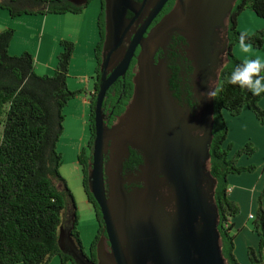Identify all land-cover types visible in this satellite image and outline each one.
<instances>
[{"label":"water","instance_id":"obj_1","mask_svg":"<svg viewBox=\"0 0 264 264\" xmlns=\"http://www.w3.org/2000/svg\"><path fill=\"white\" fill-rule=\"evenodd\" d=\"M103 2V72L95 96L88 186L113 253L107 255L98 243L95 264H227L219 245L215 179L207 164L213 95L195 118L182 112L171 95L166 56L172 36L178 34L188 45L192 78L199 79L194 92L205 89L210 78L217 80L227 49L226 19L235 0H176L149 30L167 0ZM158 50L162 56L156 58ZM134 56L132 97L116 123L106 127L105 93L124 76ZM129 149L142 156L131 176L142 186L126 192L122 167ZM58 240L60 249L67 247L80 264H94L65 233L60 232Z\"/></svg>","mask_w":264,"mask_h":264},{"label":"trees","instance_id":"obj_2","mask_svg":"<svg viewBox=\"0 0 264 264\" xmlns=\"http://www.w3.org/2000/svg\"><path fill=\"white\" fill-rule=\"evenodd\" d=\"M99 1L100 10L96 19L98 41L93 48L96 62L94 92L89 99L87 118L90 136L85 147L77 154L82 172V188L94 211L97 204L89 190L88 169L92 159L94 105L100 84L99 67L105 34L104 2ZM86 4L71 0H0V9L16 17L23 14L79 13ZM244 9L264 18V0H235L227 16V49L224 63L217 74L215 89L221 90L213 96L212 139L208 148V169L215 179L213 198L218 209L220 250L227 264H240L233 252L231 221L239 213V206L228 196L227 175L252 171L253 166H237L236 157L241 154L251 155L254 149L250 143H246L235 152L234 157H228L231 146H224L227 134L224 113L236 116L243 107H247L264 124V109L258 105L263 94L253 95L238 85L228 83L231 71L243 62L233 54L232 46L239 43L241 33H244L238 30L236 24L237 16ZM127 16H131V13L127 12ZM13 34L9 28L0 31V264H50L54 256H58L61 264H80L68 248L60 249V232L71 239L79 252L95 260L98 231L87 255L77 230L74 198L59 172L61 155L56 149L63 131V108L80 92L79 89L69 90L66 83L74 43L61 40V51L56 56L53 73L37 75L34 72V58L29 52L19 55L8 53ZM263 39L264 29L261 28L248 34L245 42L260 48ZM184 41L181 36L174 34L168 45V84L176 94L181 91L191 96L192 66L188 61L182 62L180 66L177 58L180 44ZM156 56H162V51L158 50ZM135 66L134 57L125 77L119 81L117 93L124 91L129 96ZM140 162L139 154L131 150L123 165L125 169L137 168ZM252 225L259 236V243L257 248H247V256L250 264H264V208L261 197L258 198Z\"/></svg>","mask_w":264,"mask_h":264},{"label":"rangeland","instance_id":"obj_3","mask_svg":"<svg viewBox=\"0 0 264 264\" xmlns=\"http://www.w3.org/2000/svg\"><path fill=\"white\" fill-rule=\"evenodd\" d=\"M99 10V0H89L79 13L23 14L11 17L5 9H0V25L5 27L3 23L7 21L10 26L6 28L14 32L11 42L15 44L17 54L10 53L9 49L8 53L19 55L29 52L34 58V72L37 75L53 73L56 56L61 51V40L74 43L66 83L69 90L79 89L80 92L63 108V131L56 149L61 155L60 175L74 198L77 230L86 253L96 234L97 222L94 208L82 188V172L77 154L89 138L87 118L90 108L83 99L85 96L90 97L86 91L94 89L96 62L93 48L98 41L96 19ZM51 263L59 264L58 256L52 257Z\"/></svg>","mask_w":264,"mask_h":264},{"label":"crops","instance_id":"obj_4","mask_svg":"<svg viewBox=\"0 0 264 264\" xmlns=\"http://www.w3.org/2000/svg\"><path fill=\"white\" fill-rule=\"evenodd\" d=\"M47 19L45 16V21ZM236 24L238 30L251 34L257 29H264V18L258 17L249 9H244L237 16ZM3 25L5 27L0 25V31L10 26L7 21ZM14 45L11 42L8 49L10 53L17 54ZM232 52L242 61L245 58L253 59L256 56L264 58V39L260 48L252 46V50L248 54L240 52L239 43L232 46ZM262 94L258 105L264 109V93ZM84 101L89 106V97L85 96ZM224 117L227 124L224 146H231L228 157H234L235 152L246 143H250L254 149L251 155L241 154L236 157L237 166H253L254 170L227 175L228 196L239 206V213L231 220L233 224L232 233L234 234L233 252L240 264H250L247 248L249 246L257 248L259 243V236L254 232L252 225L258 208L259 197H261V204L264 208V124L247 107H243L236 116H231L225 112ZM250 215L252 218L249 217ZM59 264H61L60 261Z\"/></svg>","mask_w":264,"mask_h":264},{"label":"flooded vegetation","instance_id":"obj_5","mask_svg":"<svg viewBox=\"0 0 264 264\" xmlns=\"http://www.w3.org/2000/svg\"><path fill=\"white\" fill-rule=\"evenodd\" d=\"M175 1L176 0H167V2L165 3V5L161 9V11L151 21V23L149 24L147 30H149V28L151 26H153L160 19V17L162 15H164L167 11H169L173 7ZM131 16H132V13H131ZM131 16H129V17H131ZM123 45H126V42H123ZM180 45H181L180 53H179V55L177 57L180 60V62L179 61L178 62L180 64V66H182L181 65L182 62H186V61H188V64L190 65L191 64V60L189 59V55H188V51H187L188 50V45L186 44L185 41L183 43H181ZM138 50H139V47L136 48V51H138ZM136 51H135V54H137ZM155 57H157V56L155 55ZM222 58H223V56H222ZM177 65H178V63H177ZM181 69H183V67ZM111 70H112V64L106 70L107 75L110 74ZM135 70H136V68L134 69V73H135ZM192 71H193V68H192ZM102 72L103 71L101 69V63H100V67H99L100 77L102 75ZM126 72H127V70L125 71L124 76L118 77L109 86V88L107 89V91L105 93V96H104V99H103V101H104V110L102 112H103V124L106 127H110V126H112L113 124L116 123V121L118 120L120 115L124 112L128 102L130 101V99L132 97L133 84H132V90L129 93V96H128V93L124 92V91H121L120 93H117V88H118V85H119V81L125 77ZM134 73H133V75H134ZM196 81L198 82L199 79L194 80L192 78V72H191V74H190L191 96H188L187 93H183L181 91L179 92V94H176L175 91H171V95H172L174 101L176 102V104L178 105V107L181 108L182 112H187V114L191 118H195L197 116V114L200 113L203 110V108L205 106V103L206 104L209 103L210 98L212 96L213 89H215L216 83H217L216 79L210 78L208 83H207V85H206V88L199 90V93L197 95L194 92V88L197 85V84L195 85ZM123 92H124V95H123ZM92 145H93V143H92ZM131 150H134V149H129V154H130ZM91 151H92V148H91ZM134 151H136V150H134ZM136 152L139 154V157L141 158V162H142L141 154L138 151H136ZM108 154H109V150L106 153H104V155H103V162L104 163H106V161L108 160ZM136 169L137 168H126L125 169L124 165L122 167V176H123V179L126 181L124 183V190L126 192L131 191L135 187H141L142 186L141 182L131 178V176L134 174ZM105 181H106V177H105ZM105 188H106V192H108L107 183H105ZM94 212H95V217H96V222H97V231H98V235H99L97 243H96V246H95V255H96V247H97L98 243L101 244L102 250L107 255H112V253H113L112 246H111V244L109 242V236H108V233H107L106 225H105V223L103 221L102 214H101V211H100V208H99L98 205H97V209ZM219 245H220V242H219ZM65 248H67V247H65ZM86 254L88 255V253H86ZM83 256H84V259H87L91 263L95 264V263L98 262L97 256H96L95 260H91L89 257H86L84 254H83Z\"/></svg>","mask_w":264,"mask_h":264},{"label":"clouds","instance_id":"obj_6","mask_svg":"<svg viewBox=\"0 0 264 264\" xmlns=\"http://www.w3.org/2000/svg\"><path fill=\"white\" fill-rule=\"evenodd\" d=\"M248 33H241L239 40L240 52L248 54L252 50L251 43H246ZM228 83L238 85L241 89L250 91L253 95L264 93V58L256 56L253 59L245 58L230 74ZM221 89L212 92L214 96Z\"/></svg>","mask_w":264,"mask_h":264},{"label":"built area","instance_id":"obj_7","mask_svg":"<svg viewBox=\"0 0 264 264\" xmlns=\"http://www.w3.org/2000/svg\"><path fill=\"white\" fill-rule=\"evenodd\" d=\"M93 92H94V90H92V91H89V92H86V94H87V93H89V94H90V96H91V95L93 94ZM89 99H90V97H89ZM89 105H90V101H89ZM249 217H250V218H252V215H250Z\"/></svg>","mask_w":264,"mask_h":264}]
</instances>
